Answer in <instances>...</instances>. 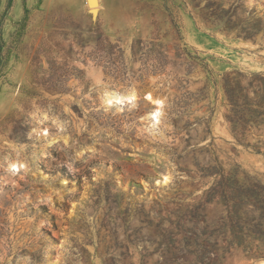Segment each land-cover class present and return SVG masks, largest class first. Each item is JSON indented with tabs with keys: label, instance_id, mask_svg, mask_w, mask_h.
Returning <instances> with one entry per match:
<instances>
[{
	"label": "rangeland",
	"instance_id": "374dc122",
	"mask_svg": "<svg viewBox=\"0 0 264 264\" xmlns=\"http://www.w3.org/2000/svg\"><path fill=\"white\" fill-rule=\"evenodd\" d=\"M92 8L0 0V264H264V0Z\"/></svg>",
	"mask_w": 264,
	"mask_h": 264
},
{
	"label": "bare ground",
	"instance_id": "6f19581e",
	"mask_svg": "<svg viewBox=\"0 0 264 264\" xmlns=\"http://www.w3.org/2000/svg\"><path fill=\"white\" fill-rule=\"evenodd\" d=\"M86 4H87V0H86ZM91 7H93V8H97V7H99V0H95L94 1V4H92V6ZM147 100H151V97L149 96V95H147ZM152 101V100H151ZM154 103V105L155 106H158V105H160V102L159 101H155V102H153ZM161 107V106H160ZM155 108V107H154ZM154 111H153V113H154V118H156L157 117V114H158V112H159V108H156V109H153ZM151 117V116H150ZM152 121V120H151ZM153 122H154V120H153Z\"/></svg>",
	"mask_w": 264,
	"mask_h": 264
},
{
	"label": "water",
	"instance_id": "95a60500",
	"mask_svg": "<svg viewBox=\"0 0 264 264\" xmlns=\"http://www.w3.org/2000/svg\"><path fill=\"white\" fill-rule=\"evenodd\" d=\"M94 1H95V0H87V5H88L89 7H91L92 4H94ZM92 10L94 11L95 9L92 8Z\"/></svg>",
	"mask_w": 264,
	"mask_h": 264
},
{
	"label": "crops",
	"instance_id": "0c3cea01",
	"mask_svg": "<svg viewBox=\"0 0 264 264\" xmlns=\"http://www.w3.org/2000/svg\"><path fill=\"white\" fill-rule=\"evenodd\" d=\"M99 3H100V0H99Z\"/></svg>",
	"mask_w": 264,
	"mask_h": 264
},
{
	"label": "trees",
	"instance_id": "16d2710c",
	"mask_svg": "<svg viewBox=\"0 0 264 264\" xmlns=\"http://www.w3.org/2000/svg\"><path fill=\"white\" fill-rule=\"evenodd\" d=\"M258 153V152H257Z\"/></svg>",
	"mask_w": 264,
	"mask_h": 264
}]
</instances>
